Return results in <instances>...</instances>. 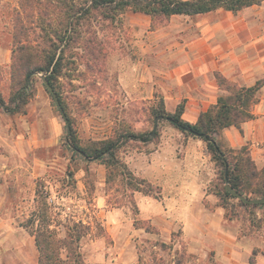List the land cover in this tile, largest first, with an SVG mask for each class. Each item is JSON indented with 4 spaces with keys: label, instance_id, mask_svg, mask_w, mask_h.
Returning <instances> with one entry per match:
<instances>
[{
    "label": "rangeland",
    "instance_id": "obj_1",
    "mask_svg": "<svg viewBox=\"0 0 264 264\" xmlns=\"http://www.w3.org/2000/svg\"><path fill=\"white\" fill-rule=\"evenodd\" d=\"M17 8V0H0V99L5 105L0 106V264H36L26 223L41 182L59 237L64 234L59 221L73 218L90 225L80 242L86 264L264 261V205L247 210L223 198L222 168L201 140L162 120L150 135L155 139L119 150L125 170L150 185H143L149 195L132 191L126 176L107 183L105 161L85 162L68 146L70 129L84 145L111 138L122 125L152 132L149 108L158 99H149L151 83L141 81L148 75L142 71L170 49L171 39L182 36L184 21L169 18L152 29L150 18L126 13L112 26L94 23L106 53L101 70L89 72L80 60L76 68L63 66L57 80L61 111L41 80L45 75L33 73L25 79V106L9 113L5 107L14 105L10 97L17 90L11 48ZM61 112L70 119L69 131ZM236 151L228 152L229 163ZM254 164L260 169L264 162ZM67 171H73L74 184Z\"/></svg>",
    "mask_w": 264,
    "mask_h": 264
},
{
    "label": "trees",
    "instance_id": "obj_2",
    "mask_svg": "<svg viewBox=\"0 0 264 264\" xmlns=\"http://www.w3.org/2000/svg\"><path fill=\"white\" fill-rule=\"evenodd\" d=\"M263 2L264 0H17L18 8L14 10L11 34L12 69L16 75L13 79H16L14 85L17 90L10 97V104L14 105L5 108L9 113L21 112L28 98L25 79L33 73L45 75V80L59 97L57 80L64 65L76 68L75 60H80L87 71H100L106 53L103 50L104 42L93 31L94 23L100 28L112 26L121 22L120 19L126 13H139L150 18L151 28L154 29L155 23L172 16L193 17L218 9L236 14ZM214 78L223 93L217 98L216 104L199 114L195 124L181 119V104L174 113H168L161 97H156L158 104L149 108V114L153 124L156 117H168L174 122L170 124L183 134L203 142L205 153L222 168L220 178L223 198L237 200L243 209L259 208L264 203L245 204L230 195L225 184L247 199H262L264 165L258 169L249 154H245L247 149L244 146L237 148L229 163L228 152L234 149L227 147L229 151H224L215 137L230 127L240 128L242 123L254 118L252 109L258 103V93L264 86V77L251 87L230 82L218 72L214 73ZM0 106H5L2 99ZM66 118L69 124L70 119L68 116ZM181 127L191 129L198 136L183 131ZM69 135V148L85 162L105 161L107 183H113L116 177L126 176L127 185L132 191L151 194L147 188L150 185L145 180L137 179L130 171L125 170L118 153L126 143H147L155 139L156 135L151 138L150 132H133L124 125L119 129L115 128L111 138L89 141L85 145L75 139L72 129ZM65 174L69 182L74 184L73 171ZM44 186L42 182L37 185L35 210L26 223L37 252L36 264H86L80 242L90 234V225L73 218L59 221L58 225L62 226L64 233L59 237L49 213Z\"/></svg>",
    "mask_w": 264,
    "mask_h": 264
},
{
    "label": "crops",
    "instance_id": "obj_3",
    "mask_svg": "<svg viewBox=\"0 0 264 264\" xmlns=\"http://www.w3.org/2000/svg\"><path fill=\"white\" fill-rule=\"evenodd\" d=\"M170 20L184 21L182 36L171 39L172 46L160 53L159 61L145 65L142 72L148 75L141 78L151 83L149 99L161 97L168 113L181 104V119L195 124L199 114L216 104L222 93L214 78L216 72L245 87L264 77V2L236 14L218 9L193 17L172 16ZM258 99L253 119L240 128L223 130L215 140L226 148L244 146L254 162H264L260 147L264 144V86ZM256 264L264 261L257 259Z\"/></svg>",
    "mask_w": 264,
    "mask_h": 264
},
{
    "label": "water",
    "instance_id": "obj_4",
    "mask_svg": "<svg viewBox=\"0 0 264 264\" xmlns=\"http://www.w3.org/2000/svg\"><path fill=\"white\" fill-rule=\"evenodd\" d=\"M41 78H42L41 80L43 81L46 89L52 95L55 104L58 106V108L61 111L60 103H59V100H58L56 94L53 92V90L50 87V85L48 84L47 80H45L46 78L45 77H41ZM61 117H62V119H63V121H64V123H65V125L67 127V130L69 131V124H68V121H67V118H66L64 112H61ZM161 119L162 120H165V121H168L169 123L174 124V122L170 118H168V117H156L154 119V124H153V129H152V132H151V136L154 135V133L156 131V128H157V123ZM180 129H182L183 131H185L187 133L192 134L193 136H198V134L196 132L192 131L191 129L184 128V127H181ZM225 188H226V191L230 195H232L233 197H235L236 199L242 201L245 204H248V205H259V204H263L264 203V198H262V199H247V198H245L240 193H238L237 191L233 190L228 184H225Z\"/></svg>",
    "mask_w": 264,
    "mask_h": 264
},
{
    "label": "built area",
    "instance_id": "obj_5",
    "mask_svg": "<svg viewBox=\"0 0 264 264\" xmlns=\"http://www.w3.org/2000/svg\"><path fill=\"white\" fill-rule=\"evenodd\" d=\"M260 147L264 150V144H262Z\"/></svg>",
    "mask_w": 264,
    "mask_h": 264
}]
</instances>
